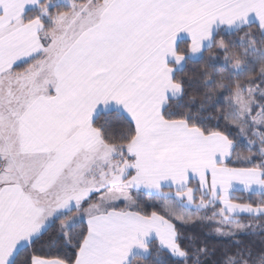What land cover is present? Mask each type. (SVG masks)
I'll return each instance as SVG.
<instances>
[{
	"label": "snow or ice",
	"instance_id": "snow-or-ice-1",
	"mask_svg": "<svg viewBox=\"0 0 264 264\" xmlns=\"http://www.w3.org/2000/svg\"><path fill=\"white\" fill-rule=\"evenodd\" d=\"M202 222L264 264V0H0V264H204Z\"/></svg>",
	"mask_w": 264,
	"mask_h": 264
},
{
	"label": "trees",
	"instance_id": "trees-1",
	"mask_svg": "<svg viewBox=\"0 0 264 264\" xmlns=\"http://www.w3.org/2000/svg\"><path fill=\"white\" fill-rule=\"evenodd\" d=\"M253 30H255V29L253 28ZM245 31H247V29H245ZM239 35H241V34H237L236 38H238ZM259 38L260 37L257 35V39H259ZM187 43H188V41L185 40V41L181 42L180 46L186 47ZM212 51H215V49H213ZM208 54H209V52L206 50L204 53L205 57H207ZM220 55L222 57L223 53H220ZM201 63H203V62L201 61ZM22 67H25V65H21V68ZM192 67L193 66H191V65L189 66L190 69ZM196 67H198V65ZM224 96H227V92L224 93ZM221 99H223V97H221ZM222 106L223 105H217V107H222ZM104 119H105L104 116H100V117H98L97 122L99 123V122L103 121ZM207 124H208V127H211V128L217 127L215 120L208 121ZM224 125H225V121L223 119H221L219 121V130L224 131L225 130ZM236 132H237V130L235 128L231 129L232 137H235ZM241 149H243V148H241ZM241 149H238V151ZM259 159H260V157L256 156L253 162L256 163L259 161ZM227 163H228L229 167H235V168H242V167H250L251 166V165L246 164V163L236 162L235 154L233 155V157L229 161H227ZM189 186H194V185L190 184ZM233 196L236 198H239L236 200L237 203H249V202L257 201L260 199V197L255 193L249 194V193H245V192H241V191H235L233 193ZM143 205L145 206V210L147 212L150 213L153 210L152 204L144 203ZM120 206H122V204ZM57 223H58V221H57ZM177 226L179 227V224ZM181 231H182V235L184 237L195 236L197 238V243H206L207 244V246H208V248L212 254L207 256V257L202 258L204 264H216V262H218L222 258V255H223V252L225 251V249L234 248V245L232 244V242L230 240L223 239V238H217V237L210 235L208 233L207 225H205L204 223H196L194 225H189L187 227L182 228ZM48 235L49 234H46L45 237L42 239L44 241H47ZM262 237H264V233H262L261 235H257V236L239 235L237 237H234L233 239L241 240L245 244L251 243L255 248H259ZM181 246L182 247H190L189 241L187 239H182L181 240ZM34 247L37 250L36 254L43 255L46 258H51V257L69 258L74 253V249H72L70 247H66L62 244L49 246L46 243L37 242L36 245H34ZM23 255H24V253H21V257ZM153 256H155V253H153ZM161 261H162V264H182V262H178L177 260L171 258L167 253L162 254ZM134 264H144V262L143 261H134ZM153 264H154V261H153ZM189 264H191L190 261H189Z\"/></svg>",
	"mask_w": 264,
	"mask_h": 264
},
{
	"label": "rangeland",
	"instance_id": "rangeland-1",
	"mask_svg": "<svg viewBox=\"0 0 264 264\" xmlns=\"http://www.w3.org/2000/svg\"><path fill=\"white\" fill-rule=\"evenodd\" d=\"M258 147H259V145L257 144V149H258ZM239 152L242 153L243 155H247V154H248V150H247L246 148H243V149L239 150ZM253 153L255 154V157H256V156L259 157V155H258L256 149H253ZM241 192H245V191H241ZM245 193H248V192H245ZM197 198H199V194H198V193H197ZM144 203L152 204V201H151L147 196H144L143 199H142V204H144ZM122 206H123V205H122ZM217 207H219V206H217ZM211 211H212V209H209V210L207 211V215H210V214H211ZM193 214H197V215H205V213H203V212H201V213H195L194 210H193ZM243 218H244V219H243ZM241 219H242L243 221L247 222V221L249 220V217H247V216H242ZM202 223H204L205 225H207L208 233H209L210 235H212V236H214V237H217V238H220V237H218V236L212 231V229L216 227L215 224H208V223H206V222H202Z\"/></svg>",
	"mask_w": 264,
	"mask_h": 264
},
{
	"label": "crops",
	"instance_id": "crops-1",
	"mask_svg": "<svg viewBox=\"0 0 264 264\" xmlns=\"http://www.w3.org/2000/svg\"><path fill=\"white\" fill-rule=\"evenodd\" d=\"M187 41V40H186ZM189 42V41H188ZM209 180H210V176H209ZM240 191H242V190H240Z\"/></svg>",
	"mask_w": 264,
	"mask_h": 264
}]
</instances>
